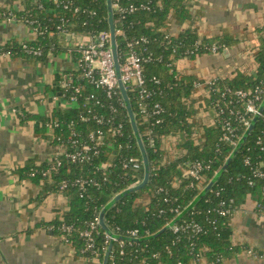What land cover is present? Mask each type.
<instances>
[{
  "label": "trees",
  "instance_id": "trees-1",
  "mask_svg": "<svg viewBox=\"0 0 264 264\" xmlns=\"http://www.w3.org/2000/svg\"><path fill=\"white\" fill-rule=\"evenodd\" d=\"M18 1L7 0L8 7L0 5V20L5 18L8 12H13L18 19L32 20L33 23L29 25L38 27L42 33L36 39L27 42L8 41L0 45V54L43 59L51 52L61 51L63 48L60 43L58 25L62 14L69 18L64 27L70 31L86 32L110 29L107 0H100L97 4H93L91 0H79L82 6L96 8L97 14L93 16L77 15L73 13V9H64L63 7H58L56 13L50 12V7L54 5L53 0H25L22 2L24 8L16 10L15 3ZM134 1L144 2L147 0ZM151 5L152 9L140 10L127 16L122 23H116L117 27L124 30L127 38L144 36L148 39V43L145 44L146 53L152 52L155 59L145 64V75L149 81L154 76L160 79L159 83L150 81L149 85L155 89L151 101L161 103L164 112L160 115L162 121L155 126L158 136L155 137L153 145L145 134L148 123H143L141 115L138 113L137 93L129 87L128 94L149 157L150 177L145 187L124 195L105 215L106 224L112 231H116L122 236L118 239L125 242V253L120 254L119 242L114 241L113 252L111 251L108 264H193L203 248L207 249L206 256L211 261L217 258H230L241 250L231 240V221L234 211L243 205L249 196H255L258 201L257 207L264 210V176H256L254 172L259 167L264 171V149L257 143L259 135L264 137V100L260 105L263 116H251V125L253 126L242 145L239 143L251 125L248 127L238 123L229 111L230 107L234 108L238 104L234 91L249 90L258 85L264 88V24L257 28L260 35L254 54L257 65L256 72L238 69L233 75L218 76L211 84L206 85L208 107L215 112L217 102L220 100L221 105L227 110L214 123L205 127L204 145H197L193 139L189 138L183 145L186 150L183 156L170 159L164 157L163 137L171 133L186 131L191 133L193 125L190 122L193 109L191 104L182 98V95H191V91L194 89V79L193 76H184L174 68L176 60L185 54L194 58L204 53H210L214 45L218 46V52H222L225 48L237 44L238 39L232 34L203 39L198 37L196 30L191 27L181 34H172L168 29V20L172 14L183 19L192 17L187 8V0H153ZM113 16L115 21L118 17L117 13L114 12ZM84 22L87 23L84 24ZM198 41H200L199 44ZM117 44L121 52L125 48L123 35H117ZM35 51H39L40 54H35ZM174 53L175 57L171 58ZM75 84L82 88L80 107L54 109L49 117L32 113L23 115L24 120L39 121L40 125L37 127V131L43 134L47 131L48 123L57 120L59 125L55 127V138L52 141L54 145L67 140L72 130L85 139L91 130L104 127L92 116L89 120H83L81 117V113L85 110L87 96L96 94L105 100L103 92L87 80H75ZM228 89L230 92L227 91ZM64 91L61 87L62 94ZM73 92L74 89H71L66 93L70 95ZM223 92H226L224 97L222 96ZM105 102L107 101L105 100ZM87 105L95 109H102L96 105L94 100H91ZM120 112L128 134L125 140L132 145L128 153L142 157L126 107L122 106ZM228 119L237 126V131L242 136L237 147L221 140L223 126ZM71 121H75L73 128L69 127ZM100 147V153L94 155L89 161L71 162L63 158L62 165L53 175L52 188L59 190L60 184L64 180H68L64 192L69 197L70 207L49 223L57 237L62 240L68 239L77 253L95 261L94 264H103L108 248L107 233L98 222L94 233V248L84 251L85 239L81 236V231L88 227L90 221L99 218L101 210L139 177L122 167L120 154H117L114 159H110L111 151L106 147L105 141ZM246 157H250L251 164L245 163ZM193 159H200L211 164V168L206 171L208 180L198 186L197 184L189 186V180L181 179L180 174V165ZM107 160H112L113 164L106 170L100 169L99 166ZM50 163L44 162L35 166V164H31L30 160L24 166L18 167L15 172L21 179L31 178L41 182L45 180L44 177L39 173L33 176L31 175L32 171L43 170ZM80 177H94L98 180L99 185L89 184L86 189H83L76 183ZM210 178L213 180L209 181ZM180 179L181 183L175 185ZM250 180L254 181L253 184L250 183ZM205 183H208L209 185L206 186L209 187L206 188ZM161 188L163 190L160 191ZM166 192L172 198L171 202L164 201ZM150 195L151 201L143 204V200ZM230 199H233V202L228 203L227 207L231 209V213L222 215L220 213L221 202ZM176 206L182 210L180 215L171 210ZM161 209L164 211L161 212ZM193 219L205 226L206 231L190 235L186 232L174 233L168 227L169 224L183 223ZM63 223L73 225V231L69 233L63 231ZM166 227L168 228L164 230ZM132 228H140V238H128L127 231ZM146 230H148V234H146Z\"/></svg>",
  "mask_w": 264,
  "mask_h": 264
},
{
  "label": "crops",
  "instance_id": "crops-1",
  "mask_svg": "<svg viewBox=\"0 0 264 264\" xmlns=\"http://www.w3.org/2000/svg\"><path fill=\"white\" fill-rule=\"evenodd\" d=\"M22 2L25 0L15 3L16 10L24 8ZM0 5L9 6L7 0H0ZM187 8L191 19L176 14L169 17L172 34L191 27L200 38L232 34L238 43L228 48L229 55L225 48L222 52L179 58L174 67L179 73L193 76L194 83L231 76L238 69L256 72L254 54L260 35L257 28L264 24V0H187ZM59 38L63 49L43 59L0 54V264L95 263L57 237L49 226L69 209L67 193L53 189L51 180L21 179L15 172L30 160L36 165L46 162L55 151L48 125L43 134L37 131L39 121L24 120L23 115L49 117L54 109H66L61 81L64 73L75 71L71 50L75 38ZM34 39L32 27L23 20H0V45ZM206 89L194 88L190 96L182 95L193 109L191 133L169 134L162 144L165 158H176L189 138L203 136L205 127L213 123ZM257 206V198L249 196L234 211L231 240L241 250L224 259L225 264H264V210ZM209 261L207 257L201 264Z\"/></svg>",
  "mask_w": 264,
  "mask_h": 264
},
{
  "label": "built area",
  "instance_id": "built-area-1",
  "mask_svg": "<svg viewBox=\"0 0 264 264\" xmlns=\"http://www.w3.org/2000/svg\"><path fill=\"white\" fill-rule=\"evenodd\" d=\"M100 0H91L93 4H97ZM153 0H147L144 2H136L134 0H113V11L117 13L116 23H122L123 19L127 16L138 12L140 10H150L152 9ZM54 5L50 7V12H57L58 7H63L64 9H73V13L87 14L89 16H93L97 14L96 8H90L88 6H82L80 1L77 0H53ZM158 4V1H157ZM161 2L159 1V5ZM42 8V5H40ZM4 19L7 20H23L27 24H32L33 21L29 19H18L13 14V12H8ZM60 24L58 25V29L60 30V36H70L71 38H75V42L72 45V52L74 55V60L76 62V67L74 72L64 73L61 81V87L65 90L62 94L65 98L64 103L66 107L71 106H81L80 97L82 96V88L79 85H74L75 80L83 79L87 80L89 83L93 84L97 89L103 92L105 100L102 97L97 96L96 94H91L87 96V100L85 103V110L81 113V117L83 120H89L90 116H92L99 124L104 125V127H98L97 129L91 130L85 139H83L75 130L71 131V134L67 140L55 145V151L50 156V158L46 162H51L47 168L43 170L37 171L36 169L32 171L31 175H36V173L41 174L45 180L53 181L54 173L59 169V167L63 163V158L71 161V162H85L91 160V158L100 153L101 147L100 145L105 141V145L111 151L110 159H114L117 154H120V162L122 167L125 170H129L133 172L135 175H139L137 181L131 183L126 189L137 186L143 181L145 174V166L143 158L137 155L129 154L128 151L132 148L130 142H128L126 137L128 134L126 132V125L121 116L120 108L125 106V101L121 93V89L119 86L120 80L126 86L128 91L129 87L136 91L137 93V106L138 113L141 115L142 122L148 123L145 134L148 139L154 145L155 137L158 134L155 132V126L162 121L160 115L164 112V108L159 102H152L153 96L155 94V89L150 87V81L153 83H159L160 79L154 76L150 81L145 75V64L147 62L153 61L155 59L152 52L146 53L145 44L148 43V39L144 36L136 37V38H127L124 30L121 27L116 26V34L123 35L125 37V48L122 51H119V61H120V71L121 75H118L116 64L114 60V54L112 50L111 44V32L110 29L96 31H80V30H72L70 31L64 24L69 18L66 15H60ZM87 22H84L86 24ZM33 32L37 36L42 33L40 29L37 27H32ZM87 38V39H86ZM200 41L197 43L199 44ZM212 52H218V46L214 45L212 47ZM35 54H40L39 51H35ZM175 57V53L172 54L171 58ZM183 57H188V55H184ZM216 78V77H215ZM214 78V79H215ZM214 79L202 81L195 80L193 83L194 88H207L206 85L211 84ZM73 90L74 92L68 95L66 92L68 90ZM208 92V89H206ZM227 91L230 92V89ZM206 92V93H207ZM238 104L235 107H230L229 111L235 119L240 124H244L246 126L251 125V116L253 115H262L260 105L264 100V88L260 85L255 88L245 90L239 89L233 92ZM208 95V94H207ZM226 92H223L222 96L224 97ZM91 100L96 102V105L101 107L102 109L92 108V106H88L87 103H90ZM239 105V106H238ZM227 109L221 105L220 100L217 102L215 108V114L213 116V123L216 119L226 112ZM75 121H71L69 123V127H74ZM58 121L54 120L48 123V127L50 130V141L52 142L55 138V127L58 126ZM170 135H166L163 137L164 140H168ZM205 134L203 136H198L196 139H193L197 145H204L205 143ZM242 136L239 135L237 131V126H235L230 119L225 121L223 126V133L221 135V140L227 141L237 147L239 141ZM257 143L261 145V148L264 149V137L259 135L257 138ZM74 148H76L74 150ZM124 150V153H123ZM186 150H179L176 154V158L183 156ZM55 161L53 162V160ZM105 161L103 162L99 168L100 169H108L113 162ZM246 164H251L250 157L245 158ZM38 165V164H37ZM36 166V164H35ZM180 174L181 179L189 180V186H197L201 185L203 181L208 180L206 171L211 168V164L204 162L200 159L187 160L185 163L180 165ZM256 176H264V171L256 169ZM181 179L177 180L175 185L181 183ZM213 180L212 178L209 181ZM253 180H250V183L253 184ZM83 189L89 184L99 185V182L94 177H80L76 180ZM209 183V182H208ZM208 183H205L206 186ZM68 185V180H64L59 187V191H65V188ZM209 185V184H208ZM209 186H206V188ZM125 189V190H126ZM210 189V188H209ZM163 190L162 188L160 191ZM213 191V189H211ZM155 195V193H154ZM151 201V195L146 197L143 200L144 203H149ZM165 202H171L172 198L168 196V192H166L164 197ZM233 199L229 201L223 200L221 202L220 213L222 215L231 213V209L227 207L228 203H232ZM171 210L178 215L182 213V210L179 206L172 207ZM164 209H161L163 212ZM99 222V218L96 220L90 221L87 228L81 231V236L85 239V250H91L95 245L94 233L97 229V223ZM213 222V221H212ZM169 228L174 231V233H189L190 235L199 234L201 232H205L206 228L199 222H196L194 219L190 221H186L183 223H173L169 224ZM62 230L65 232H72L73 225L68 223H63ZM116 234H119L116 231H113ZM148 230H146V234H148ZM127 236L130 239H138L141 237L140 228H132L127 231ZM114 239V241L119 242L120 254H124V240H120L118 238H113L109 234L106 235V243L110 244V241ZM66 243H69L68 239L63 240ZM107 246V247H108ZM206 248H203L198 253V256L193 264H201L206 257ZM113 252V251H112ZM249 252L252 253L251 250ZM225 260L222 258H217L216 260L209 261V264H225Z\"/></svg>",
  "mask_w": 264,
  "mask_h": 264
},
{
  "label": "water",
  "instance_id": "water-1",
  "mask_svg": "<svg viewBox=\"0 0 264 264\" xmlns=\"http://www.w3.org/2000/svg\"><path fill=\"white\" fill-rule=\"evenodd\" d=\"M112 3H113V0H107V9H108V13H109L108 20H109L110 32H111L112 50H113V54H114V60H115V64H116V69H117L118 75L120 76L121 75L120 61H119V54H118L117 34H116V26H115V21H114V16H113L114 15V11H113ZM224 52H225L226 55H229V49L228 48H226L224 50ZM119 86H120L121 93H122V96H123L124 101H125V107H126V109L128 111V115H129V118H130V123H131L132 129H133L134 135H135V137L137 139V143H138V146L140 148L141 155H142V158H143V161H144L145 174H144L143 181L140 184L120 192L101 210V212L99 214V223L105 229L106 233L109 234L113 238H121L122 236L119 235V234H116L115 232H113L109 228V226L106 224L105 215H106L107 211L113 205H115L127 193H130L132 191H135L137 189H141V188L145 187L146 184L148 183L149 177H150L149 157H148V153H147L146 147L144 145L142 136H141L140 131H139L136 114H135V112H134V110L132 108V104H131V101H130V97H129L128 91H127L126 86H125V84L123 83L122 80H120ZM252 126L253 125H251L249 127L248 131L244 134L243 139L240 141L239 145H242L245 142L246 138L250 134ZM168 227H166L164 230H166ZM155 235L157 236L158 234H155ZM113 243H114V239H112L110 241V244H109V246H108V248L106 250L105 257H104V260H103V264H108V261H109V258H110V254H111V251H112V247H113Z\"/></svg>",
  "mask_w": 264,
  "mask_h": 264
},
{
  "label": "rangeland",
  "instance_id": "rangeland-1",
  "mask_svg": "<svg viewBox=\"0 0 264 264\" xmlns=\"http://www.w3.org/2000/svg\"><path fill=\"white\" fill-rule=\"evenodd\" d=\"M86 39H87V38H86ZM65 105H67V104H66V103H64V106H65ZM66 108H68V107H66Z\"/></svg>",
  "mask_w": 264,
  "mask_h": 264
}]
</instances>
